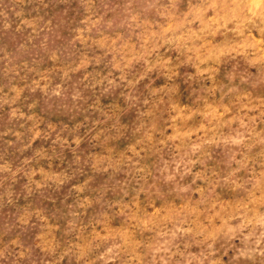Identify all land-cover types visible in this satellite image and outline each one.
I'll return each instance as SVG.
<instances>
[{
    "label": "rangeland",
    "instance_id": "rangeland-1",
    "mask_svg": "<svg viewBox=\"0 0 264 264\" xmlns=\"http://www.w3.org/2000/svg\"><path fill=\"white\" fill-rule=\"evenodd\" d=\"M0 264H264V0H0Z\"/></svg>",
    "mask_w": 264,
    "mask_h": 264
}]
</instances>
